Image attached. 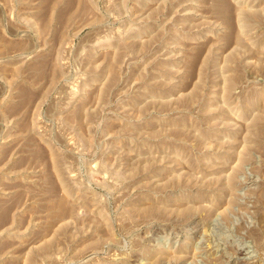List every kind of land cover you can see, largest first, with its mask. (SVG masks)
I'll return each instance as SVG.
<instances>
[{"label":"rangeland","instance_id":"obj_1","mask_svg":"<svg viewBox=\"0 0 264 264\" xmlns=\"http://www.w3.org/2000/svg\"><path fill=\"white\" fill-rule=\"evenodd\" d=\"M215 2L0 0V264H264V0Z\"/></svg>","mask_w":264,"mask_h":264},{"label":"bare ground","instance_id":"obj_2","mask_svg":"<svg viewBox=\"0 0 264 264\" xmlns=\"http://www.w3.org/2000/svg\"><path fill=\"white\" fill-rule=\"evenodd\" d=\"M222 1V0H221ZM219 2H220V0H219ZM217 3V2H215L216 4H214V5H216V10H215V12H217V13H220L221 15H222V17H223V20H229V19H227L228 17H227V8L225 9V6L224 5H226V4H224L223 2H220V3ZM85 4V3H84ZM85 8V7H84ZM214 9H215V7H214ZM62 11V10H61ZM80 12H82V11H80ZM62 13V12H61ZM229 14V13H228ZM220 15V16H221ZM40 22V21H39ZM228 22V21H227ZM226 22V23H227ZM224 24H225V22H224ZM226 25V24H225ZM231 26V25H230ZM23 42V41H22ZM3 43H4V45H3ZM3 45V47H4V49H8V48H11L13 45L11 44V43H7V42H4L3 41V39L1 38V35H0V46H2ZM16 45V44H15ZM3 47H1V48H3ZM14 47V46H13ZM12 47V48H13ZM0 48V49H1ZM2 52V51H1ZM10 52V51H9ZM40 68V67H39ZM28 95V94H27ZM61 200V199H60ZM64 202H66V201H63L62 202V200H61V203H60V201L58 202L59 204H57V202H56V204H57V207H55L56 206V204L54 203V207L55 208H57V210L58 211H65V210H63L62 208H64L66 205H64ZM52 203V202H51ZM63 203V204H62ZM66 204V203H65ZM53 206V205H52ZM64 206V207H63ZM50 208H52V207H50ZM52 209H54V208H52ZM52 209H50V210H52ZM66 209V208H65ZM55 210V209H54ZM53 212V211H52ZM51 212V213H52ZM60 212H58L57 214H59ZM50 213V212H49ZM54 213V212H53ZM56 213V212H55ZM67 213V212H66ZM60 214H62V212L60 213ZM63 214H64V212H63ZM55 215V214H54ZM51 216V215H50ZM49 216V217H50ZM59 216L60 215H58V218H59ZM57 217V216H56ZM52 218V217H51ZM50 218V219H51ZM61 219V218H60ZM52 220V219H51ZM54 223V222H53ZM49 224V223H48ZM49 245H46V246H44L43 247V249H42V252H44V253H46L48 250H49Z\"/></svg>","mask_w":264,"mask_h":264}]
</instances>
